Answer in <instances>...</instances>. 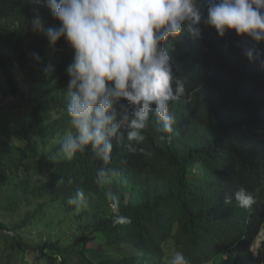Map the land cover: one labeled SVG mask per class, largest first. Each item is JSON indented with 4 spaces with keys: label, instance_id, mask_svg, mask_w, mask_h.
<instances>
[{
    "label": "trees",
    "instance_id": "16d2710c",
    "mask_svg": "<svg viewBox=\"0 0 264 264\" xmlns=\"http://www.w3.org/2000/svg\"><path fill=\"white\" fill-rule=\"evenodd\" d=\"M201 2L206 15L211 0ZM36 12L45 27L59 26L46 0H0V103L12 96L17 109L0 122V248L7 264H168L176 251L190 264H264V253L248 251L264 224V67L242 49L255 45L264 59V42L234 31L222 38L203 23L200 38L185 32L175 40L171 62L186 94L171 106L172 142L160 139L151 116L144 151L130 154L126 139L113 140L109 166L117 175L97 186L103 165L90 148L71 160L60 153L71 130L65 70L72 50L32 30ZM241 186L257 197L251 212L234 200ZM77 188L87 208L66 203ZM117 212L132 223L114 225ZM43 225L57 235L27 238Z\"/></svg>",
    "mask_w": 264,
    "mask_h": 264
},
{
    "label": "clouds",
    "instance_id": "9594fccd",
    "mask_svg": "<svg viewBox=\"0 0 264 264\" xmlns=\"http://www.w3.org/2000/svg\"><path fill=\"white\" fill-rule=\"evenodd\" d=\"M37 4L40 0H29ZM59 26L45 27L38 12L31 28L55 46L63 39L72 50L66 67L67 114L71 130L60 142V153L71 160L90 148L102 162L96 169L94 183L104 186L117 175L110 167L113 140H127L130 154L143 152L144 131L151 116L156 118L160 139L172 142L176 117L171 106L186 94L185 81L176 75L172 64L173 42L185 32L200 38L201 23L215 29L220 37L229 31L264 42V0H211L206 15L201 0H46ZM249 61L259 60L255 45H243ZM39 61L38 54H33ZM50 69L46 68L47 74ZM113 209L118 199L109 193ZM236 204L253 211L257 197L241 186L234 193ZM232 196H225L231 204ZM66 203L77 210L88 207L84 190L77 188ZM132 219L113 217L114 225L131 224ZM248 251L259 257L264 253V224L258 228ZM227 259V256H224ZM168 264H190L176 251Z\"/></svg>",
    "mask_w": 264,
    "mask_h": 264
},
{
    "label": "rangeland",
    "instance_id": "374dc122",
    "mask_svg": "<svg viewBox=\"0 0 264 264\" xmlns=\"http://www.w3.org/2000/svg\"><path fill=\"white\" fill-rule=\"evenodd\" d=\"M15 103H16V99L14 97H12V96H8L5 103H3V102L0 103V107H3L4 106V107H7V108L12 109V110H10V112L8 114H4L2 112V110H0V122L2 121V123L4 124V121L6 119H9V117H12V116H14V115L17 114V109H14L13 108ZM3 137L6 138L11 143H17V144L19 143V140L16 138L15 135H11V138L10 139L8 138L9 135H7V134L3 135ZM23 209H24L23 212L27 211L26 208H23ZM54 214L55 213L53 212V215ZM56 217H57V220H59V218H62L63 215H59L57 213L56 214ZM7 219L11 220L12 219V216H7ZM50 220H51V217L48 218V223H50ZM50 232L53 233L54 235L56 233H58L57 229H51L50 230V228L47 227V225L46 226L43 225L40 228H32L31 230H29L26 233V235H27V238L28 239H31V240H33V238L42 237V236H44L45 237V240H46L48 238L47 237V234H49ZM0 241H1V238H0ZM6 257H7L6 252L0 248V264H7V258ZM19 261H20V259H19ZM19 261L17 259L15 261H13V263H15V264L16 263H18V264H24L23 262L20 261L21 262L20 263Z\"/></svg>",
    "mask_w": 264,
    "mask_h": 264
}]
</instances>
